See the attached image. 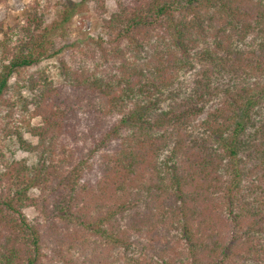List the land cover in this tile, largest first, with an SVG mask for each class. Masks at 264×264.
<instances>
[{
    "label": "trees",
    "instance_id": "obj_1",
    "mask_svg": "<svg viewBox=\"0 0 264 264\" xmlns=\"http://www.w3.org/2000/svg\"><path fill=\"white\" fill-rule=\"evenodd\" d=\"M58 4L0 23V141L31 157L0 155V264H264V0ZM90 4L59 80L29 72Z\"/></svg>",
    "mask_w": 264,
    "mask_h": 264
},
{
    "label": "rangeland",
    "instance_id": "obj_2",
    "mask_svg": "<svg viewBox=\"0 0 264 264\" xmlns=\"http://www.w3.org/2000/svg\"><path fill=\"white\" fill-rule=\"evenodd\" d=\"M35 0H5L0 3V23L4 27L12 25L20 20L21 12L26 6H29ZM40 3V9L44 11L46 24L45 26L50 28L54 23L61 21L60 16V0H36ZM76 1V0H74ZM106 15L112 13L116 8V0H104ZM97 21L95 19V7L93 5H87L76 14L68 24L63 26V30L57 31L56 35L60 39V42L65 44L64 49L55 58L43 60L37 67L32 68L29 72L43 71L54 81L59 80L58 70L60 68L61 61L69 62L71 57L75 55L77 49L81 48L90 40L95 38L97 33ZM61 31V33H60ZM62 34V35H61ZM26 73V72H25ZM24 73V74H25ZM13 82V80H11ZM25 91V90H24ZM24 97H27V93L24 92ZM14 99H19L18 97ZM14 99H11L14 100ZM19 104H17V107ZM16 107V108H17ZM16 113V110H14ZM8 114V108L0 107V131L5 124V115ZM24 122H30L31 125L36 126L39 124V120L33 117L32 109L26 110L20 109V114ZM17 125V123H16ZM13 127V126H12ZM18 131H21L24 140L29 143H35V140L25 132L24 126H16ZM4 154L6 158L10 159L13 156L17 159H30L28 154L22 153L18 150L17 145L8 141H0V155Z\"/></svg>",
    "mask_w": 264,
    "mask_h": 264
}]
</instances>
